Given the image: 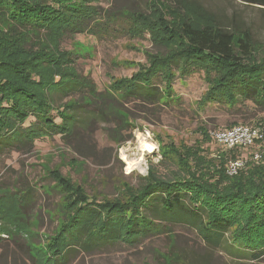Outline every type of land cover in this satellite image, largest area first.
Instances as JSON below:
<instances>
[{"label": "trees", "instance_id": "trees-1", "mask_svg": "<svg viewBox=\"0 0 264 264\" xmlns=\"http://www.w3.org/2000/svg\"><path fill=\"white\" fill-rule=\"evenodd\" d=\"M93 1L0 0V150L29 149L36 139L46 136H72L84 122L79 116L84 106L91 107L88 118L110 114L117 117L119 126L127 124L125 114L116 109L108 94L102 106L92 108L104 93H97L93 79L77 69V57L86 52L61 48L65 37L88 32L97 17L101 18ZM244 1L264 5V0ZM155 2L157 25L164 36L154 42L174 49L151 55L149 64L124 81L119 100L167 104L172 97L161 85L170 82L173 69L181 76L201 70L210 84L203 103L218 102L240 111L249 102L264 112V53L259 52L261 45L250 30L221 23L199 0ZM126 11L118 15L131 20L132 28L142 26L139 17L134 19ZM65 96L71 98L58 101ZM250 114L255 115L250 112L248 118ZM173 155L177 172L162 176L151 164L147 181L137 191L128 188V195L112 201L86 198L81 185L56 173L54 180L73 196H66L65 203L54 210L60 222L48 237L51 251L44 254L45 264H65L68 251L77 247L88 252L167 231L171 237L165 222L171 219L187 223L204 245L216 247L223 241L241 256L264 257V166L212 182L190 171L176 148ZM21 194L13 195L12 211L0 215V233L13 236L20 229H31L24 217L28 199ZM175 246L174 241L166 264H188Z\"/></svg>", "mask_w": 264, "mask_h": 264}, {"label": "rangeland", "instance_id": "rangeland-1", "mask_svg": "<svg viewBox=\"0 0 264 264\" xmlns=\"http://www.w3.org/2000/svg\"><path fill=\"white\" fill-rule=\"evenodd\" d=\"M199 1L221 23L248 28L261 45L259 52L264 53V5L244 0ZM92 4L101 18L97 17V23L88 32L65 37L61 48L75 47L86 52L77 57V69L93 79L97 93H104V98L99 97L92 108L102 106L108 94L116 109L125 114L127 124L119 126L117 117L110 114L88 118L87 109L91 107L84 106L79 114L84 122L72 136L65 139L59 135L46 136L36 139L29 149L0 150V215L9 214L16 202L13 195L18 197L24 192L28 199L24 217L31 226L20 232L14 230L13 236L0 233V264H45L44 254L51 251L48 237L60 222L54 210L65 203L66 196H73L54 180L56 173L73 185H81L86 198L101 202L128 195V188L137 191L147 181L151 164L162 176L177 172L175 148L190 171L202 180H223L228 175L227 163L239 152L245 160L243 174L255 166H264V138L245 150L223 151L209 135L211 130L236 123L264 129V112L255 110L249 102L240 111L229 110L218 102L203 103L201 99L210 84L201 70L181 76L173 69L170 82L161 85L164 93L168 90L172 97L167 104H143L136 99L120 101L124 81L149 64L151 55H164L174 47L154 42L164 36L157 25L159 8L155 0H94ZM126 10L134 19L139 17L142 26L132 28L131 20L127 22L124 15H118ZM126 25L130 27L126 29ZM69 98L59 97L58 101ZM250 112L255 115L248 118ZM52 113L55 115V111ZM142 138L154 145L153 151L140 150ZM253 152L261 153L259 161L252 159ZM139 157H142L140 164L128 171L126 162ZM165 222L171 237L167 231L143 236L131 244L115 243L88 252L73 248L68 251L65 264H166V254L174 241L188 264H264V257L252 260L241 256L223 241L216 247L204 245L187 223L176 219Z\"/></svg>", "mask_w": 264, "mask_h": 264}, {"label": "built area", "instance_id": "built-area-1", "mask_svg": "<svg viewBox=\"0 0 264 264\" xmlns=\"http://www.w3.org/2000/svg\"><path fill=\"white\" fill-rule=\"evenodd\" d=\"M210 137L223 151L245 150L254 143L264 138V129L246 123H236L228 127L218 128L209 132ZM253 160L259 161L261 153L253 152ZM245 166V160L239 152L235 157L229 160L226 165V173L234 175Z\"/></svg>", "mask_w": 264, "mask_h": 264}, {"label": "bare ground", "instance_id": "bare-ground-1", "mask_svg": "<svg viewBox=\"0 0 264 264\" xmlns=\"http://www.w3.org/2000/svg\"><path fill=\"white\" fill-rule=\"evenodd\" d=\"M139 147H140V150H148V151H153L155 148L152 143H150L149 141L146 140V138H142L140 140ZM141 160H142V157H139V158L133 159V160H128L126 162V164H127L126 169L129 171L132 168L137 167L140 164Z\"/></svg>", "mask_w": 264, "mask_h": 264}]
</instances>
